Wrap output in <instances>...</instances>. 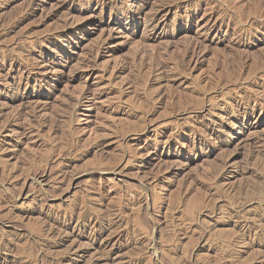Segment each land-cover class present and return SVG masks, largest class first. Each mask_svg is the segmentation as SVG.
I'll return each instance as SVG.
<instances>
[{
	"label": "rangeland",
	"instance_id": "obj_1",
	"mask_svg": "<svg viewBox=\"0 0 264 264\" xmlns=\"http://www.w3.org/2000/svg\"><path fill=\"white\" fill-rule=\"evenodd\" d=\"M0 264H264V0H0Z\"/></svg>",
	"mask_w": 264,
	"mask_h": 264
},
{
	"label": "bare ground",
	"instance_id": "obj_2",
	"mask_svg": "<svg viewBox=\"0 0 264 264\" xmlns=\"http://www.w3.org/2000/svg\"><path fill=\"white\" fill-rule=\"evenodd\" d=\"M189 53H190V52H189ZM187 58H188V57H187ZM189 59H190V58H189ZM185 60H186V59H185ZM187 60H188V59H187ZM185 62H186V61H185ZM188 62H190V60H189ZM186 63H187V62H186ZM63 65H64V64H63ZM186 65H187V64H186ZM65 66H66V65H65ZM62 67H63V66H62ZM156 70H157V69H156ZM160 92H161V91H160ZM166 96H167V95H166ZM168 96H170V95H168ZM168 96H167V98H168ZM167 98H166V99H167ZM194 98H195V96H194ZM196 98H197V97H196ZM194 100H195V99H194ZM197 102H198V101H197ZM69 103H70V102H69ZM69 105H70V104H69ZM71 105H72V104H71ZM66 107H67V106H66ZM67 108H68V107H67ZM67 108H66V109H67ZM70 108H73V106L70 107ZM70 108H68V109H70ZM71 110H73V109H71ZM69 112H71V111H69ZM14 123H15V122H14ZM32 177H33V176H32ZM33 178L35 179L36 177H33ZM34 179H33V180H34Z\"/></svg>",
	"mask_w": 264,
	"mask_h": 264
}]
</instances>
